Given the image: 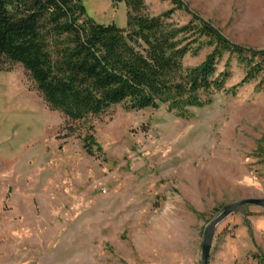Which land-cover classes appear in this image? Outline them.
<instances>
[{
  "label": "rangeland",
  "instance_id": "rangeland-1",
  "mask_svg": "<svg viewBox=\"0 0 264 264\" xmlns=\"http://www.w3.org/2000/svg\"><path fill=\"white\" fill-rule=\"evenodd\" d=\"M80 1L97 24L125 27L123 3ZM144 1L150 17L196 16L264 52V0ZM227 70L226 91L186 118L122 103L83 121L50 110L22 67L0 72V264H200L222 209L264 199V71L238 86L244 66L233 58ZM257 254L264 208L243 206L217 226L208 264H258Z\"/></svg>",
  "mask_w": 264,
  "mask_h": 264
},
{
  "label": "trees",
  "instance_id": "trees-1",
  "mask_svg": "<svg viewBox=\"0 0 264 264\" xmlns=\"http://www.w3.org/2000/svg\"><path fill=\"white\" fill-rule=\"evenodd\" d=\"M111 2L125 5L124 28L97 24L80 0H0V72L22 67L50 110L83 121L122 103L132 110L165 105L186 118L189 108L226 91L231 59L245 69L238 86L264 71V52L231 43L196 16L179 26L171 12L150 17L144 0ZM172 4L183 8L180 0ZM204 47L211 51L202 62L184 65ZM258 86L264 93V77ZM254 258L264 264V256Z\"/></svg>",
  "mask_w": 264,
  "mask_h": 264
},
{
  "label": "water",
  "instance_id": "water-1",
  "mask_svg": "<svg viewBox=\"0 0 264 264\" xmlns=\"http://www.w3.org/2000/svg\"><path fill=\"white\" fill-rule=\"evenodd\" d=\"M243 206H256L264 208V199H245L226 205L220 214L206 226L200 251V264H208L213 236L217 226L228 218L235 210Z\"/></svg>",
  "mask_w": 264,
  "mask_h": 264
}]
</instances>
